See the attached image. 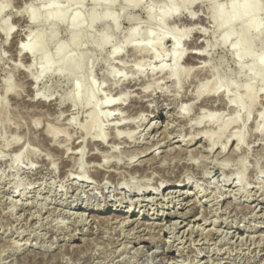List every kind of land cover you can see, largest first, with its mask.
Wrapping results in <instances>:
<instances>
[{
	"label": "rangeland",
	"instance_id": "obj_1",
	"mask_svg": "<svg viewBox=\"0 0 264 264\" xmlns=\"http://www.w3.org/2000/svg\"><path fill=\"white\" fill-rule=\"evenodd\" d=\"M81 1L78 6L67 0H0V264H264V131L256 132L264 126L259 118L264 114V66L256 64L260 58L264 62L260 36L241 39L247 19L238 15L223 22L231 14L227 8L216 20L215 7L234 0H173L180 12L162 27L151 19L164 13L165 0H138L130 7L124 0ZM259 2L250 20L260 22L264 35V0ZM77 8L82 28L48 18L57 10L68 15ZM33 9L35 20L28 22ZM92 13L98 16L93 22ZM104 13L116 19L105 20ZM217 22H223V31L233 32L228 43L221 40ZM134 27L138 49L128 43ZM184 30L189 32L181 35L177 50L172 40H159L164 32ZM75 32L78 44L73 45ZM103 32L109 35L105 44ZM25 39L35 45L33 60L16 49ZM238 40L251 57L233 56ZM199 43L206 56L188 62ZM54 52L58 58L50 66L48 56ZM177 52L181 57L176 62ZM175 71L177 76L169 74ZM90 81L95 94L86 93ZM117 132L123 134L114 139ZM99 134L106 138L105 147L97 146ZM207 136L215 140L213 150ZM78 141L80 146L83 141L82 150ZM220 146H226L222 153ZM88 153L99 154V160ZM144 159L149 162L143 172L131 168ZM174 175L187 179L174 189L190 194L169 193L174 189L165 188L166 179ZM144 184L154 192L156 187L158 194H143ZM130 185L140 192L129 191ZM104 207L109 211L101 213ZM189 209L185 217L171 218L179 224L172 228L178 237L172 230L148 232L135 225V220L166 223V213ZM118 212L123 214L109 225L92 218H112Z\"/></svg>",
	"mask_w": 264,
	"mask_h": 264
},
{
	"label": "bare ground",
	"instance_id": "obj_2",
	"mask_svg": "<svg viewBox=\"0 0 264 264\" xmlns=\"http://www.w3.org/2000/svg\"><path fill=\"white\" fill-rule=\"evenodd\" d=\"M29 1V0H28ZM96 3H100V2H105L106 0H94ZM111 1V3H117L119 0H110ZM241 0H234L233 2H229L230 4H228V5H225V3L223 4V6L221 7V6H216L215 7V11H216V20L218 21L219 20V18L220 17H222V15H223V10H224V8H227V9H229L230 11H231V14L230 15H228V16H226L225 18H223L222 17V19H223V22H225V21H231V20H233V19H235V17H237L238 15H241V16H244V17H246V21H247V23L246 24H244V25H242V27H241V31H240V33H239V37L241 38V39H243V38H246L247 37V35H252L253 37L255 36V35H258V36H260V44L262 45V49H264V35H261L262 33L261 32H259V27H260V22L257 20V19H253L252 21L250 20L251 19V17L259 10V0H250V2H247V3H245V4H243V5H240L239 4V2H240ZM67 2L68 3H70V2H75V4H77L78 6H80V4H81V0H67ZM138 2V0H124V3H125V5L126 6H128V7H130V6H134L136 3ZM165 3H166V9H165V11H164V13H162V14H160L159 16H156V17H154V18H152L151 19V21L153 22V24H155L156 26H159V27H162V24H163V21L166 19V18H169L171 15H174V14H177L178 12H180L179 11V9L178 8H176V7H174L173 6V0H165ZM26 4H28V2L26 3ZM49 5L50 6H53V2H51V3H49ZM26 8H27V5H24ZM126 6H124V7H126ZM23 8V7H22ZM52 9H53V7H51ZM31 9V8H30ZM53 10H55V9H53ZM151 10H152V7H151V9L148 7L147 8V11L150 13L151 12ZM23 11L25 12V9L23 8ZM22 11V12H23ZM185 11L186 10H184L183 12L185 13ZM193 13H191V14H187V12H186V15L188 16L187 18H192V17H194L193 15H192ZM104 16H103V19H109V18H114V19H116V17L115 16H113L112 14H110V13H104L103 14ZM196 16V15H195ZM35 10L33 9V10H31V11H29L28 12V16L26 17L27 18V21L28 22H33L34 20H35ZM24 18V17H23ZM48 18H62V19H64V20H67V22L71 25V26H73V27H80V28H82V25L83 24H81V22H82V17H81V14H80V10H79V8H77L75 11H73L71 14H68V15H65L63 12H61L60 10H57V13L56 14H51V15H49L48 16ZM98 18V16L95 14V13H92V15L90 16V20H91V22H93V21H95L96 19ZM193 19V18H192ZM187 22V21H186ZM192 22V21H191ZM191 22H187V23H189L190 25H191ZM223 22L222 23H220V22H217V25H219L218 26V28H219V31L221 32V40L223 41V42H225V43H228L230 40H231V38L233 37V32H230V31H227V32H225V31H223L222 30V25H223ZM193 23V22H192ZM194 24V23H193ZM193 24H192V26L189 28V31H191L190 29H192V30H194L192 27H193ZM194 25H196V24H194ZM187 26H189V25H187ZM186 26V27H187ZM185 27V29H187ZM195 28V27H194ZM74 29V28H73ZM197 29V28H196ZM12 30V29H11ZM136 30H137V28H132L131 30H130V32H129V37H130V40H129V44H131V46L134 48V49H138L139 48V46H140V43H138V42H135L134 40H132V38L134 37V35H135V33H136ZM74 31H76L75 29H74ZM188 30H184V34L183 33H179V32H177V31H174V32H164L163 34H162V38H160L159 40L160 41H162V40H165V39H169V40H172V42H173V44H174V48L177 50V48H178V46H179V42H180V39H181V35H185V33H187V32H189ZM77 32V31H76ZM75 32V34L72 36V43H73V45H76V44H78V39H77V36H76V33ZM197 32V31H196ZM199 33H203V32H200V31H198ZM148 39L150 40V41H153L154 42V40H155V36H154V34L152 35V33L151 32H148ZM199 35V34H198ZM4 36V35H3ZM108 38H109V35H108V33L107 34H105L104 32H103V38H102V43H107V41H108ZM239 38V39H240ZM23 39V38H22ZM199 41V40H198ZM192 43H194V42H192ZM200 44V43H199ZM190 45V44H189ZM193 45V44H192ZM192 45H191V47H192ZM233 46V45H232ZM234 48H233V51H232V54H233V56H235V57H242V56H244V55H246V56H249V57H251L252 56V51H250V50H248L247 49V47L242 43V41H240V40H238L235 44H234V46H233ZM14 48V47H13ZM16 49H17V51L21 54L22 52H25V54H23V58H26V57H29L30 56V58L33 60L34 58H35V56H36V48H35V45L34 44H32V42H31V40H29V39H25V40H23V41H18V44H17V46H16ZM206 49L204 48V46L203 45H197V44H194V46H193V48H192V50L190 51V53H189V55H188V57H187V61L188 62H194V61H198V59L197 58H203V57H205L206 56V51H205ZM115 52V51H114ZM261 52H263V50L261 51ZM116 53V52H115ZM20 57V56H19ZM181 57V55H179L178 54V52L176 53V55L174 56V59H175V61L177 62L178 60H179V58ZM22 58V59H23ZM58 58V56H57V54L54 52V53H51L50 54V56H48V60H47V64H50V66H51V64L52 63H54V60H56ZM31 59H30V61H31ZM24 60V59H23ZM25 61V60H24ZM27 61V60H26ZM199 62V61H198ZM197 62V63H198ZM90 64H91V62H89ZM89 63H88V66H89V68H90V65H89ZM196 63V64H197ZM63 64H65V66L67 67V63H63ZM87 64V63H86ZM190 64V63H189ZM191 64H193V63H191ZM194 64H195V62H194ZM257 66L258 67H260V68H263V66H264V62H263V60H262V58H260L258 61H257ZM162 70V69H161ZM169 74H171V76H177V72L175 71V72H173V73H169ZM29 81H31V80H29ZM246 85L247 86H250V83H246ZM95 86L93 85V83L90 81L89 82V84H88V87L86 88V93H88V94H91V93H96V88H94ZM140 88V87H139ZM249 89H251V88H249ZM141 90V89H140ZM7 91H9L8 89H6V92ZM248 95H249V97H250V99H252V100H256V98L254 99V97H253V92L251 91V90H248ZM78 98V97H77ZM116 99V98H115ZM136 99V98H135ZM121 100V99H120ZM138 100V99H137ZM112 101V100H111ZM115 101V100H114ZM204 101V100H203ZM231 101H233V100H231ZM231 101H229L230 103H232ZM108 103H109V101H107ZM113 102V101H112ZM205 102H207L208 103V100L207 101H204V102H201V103H205ZM227 102V101H226ZM229 102H228V104H229ZM111 103V102H110ZM109 103V104H110ZM164 103V102H163ZM191 103V102H190ZM108 104V105H109ZM121 104V103H120ZM209 104V103H208ZM227 104V105H228ZM233 104V103H232ZM231 104V105H232ZM41 105H43V104H41ZM115 106H116V104H114ZM122 105V104H121ZM204 105V104H203ZM113 106V105H112ZM117 106H118V104H117ZM116 106V107H117ZM150 106V105H149ZM206 106H208V105H206ZM209 106H210V104H209ZM211 106H213V105H211ZM234 106V105H233ZM217 107V106H216ZM112 108V107H111ZM110 108V109H111ZM215 108V107H214ZM213 108V109H214ZM220 108V107H219ZM221 109V108H220ZM219 109V110H220ZM115 110V109H114ZM215 110H217V109H215ZM214 110V111H215ZM95 111V110H94ZM94 111H93V113L91 114V116H94L95 114H94ZM112 111V110H111ZM135 111V110H134ZM200 111V110H199ZM107 112V111H106ZM110 112V111H109ZM114 112V111H113ZM141 112V111H140ZM115 113H117V112H115ZM119 113V112H118ZM136 113V112H135ZM215 113V112H214ZM111 114V113H110ZM110 114H108L107 113V115H110ZM120 114V113H119ZM136 115V114H135ZM138 115V114H137ZM61 116V115H60ZM118 116V115H117ZM132 116V115H131ZM130 116V117H131ZM119 117V116H118ZM133 117V116H132ZM138 117V116H137ZM172 117H174L173 115H172ZM109 118V117H108ZM127 118V117H126ZM260 119H262V121H263V123H264V114H261L260 115V117H259ZM114 119V118H113ZM123 119V118H122ZM137 119V118H136ZM142 119V118H141ZM193 119V118H192ZM201 119H203V118H201ZM115 120V119H114ZM124 120V119H123ZM129 120V119H128ZM130 120H131V118H130ZM177 120V119H176ZM126 121V120H125ZM191 121V120H190ZM115 122V121H114ZM123 122V121H122ZM117 123V122H116ZM127 123V122H126ZM157 123V122H156ZM128 124H129V122H128ZM128 124H126V126L128 125ZM115 125V124H114ZM113 125V126H114ZM131 125V124H130ZM124 126V125H123ZM122 126V127H123ZM172 126V125H171ZM137 127V126H136ZM166 127V126H165ZM256 128V127H255ZM113 129V128H112ZM118 129V128H117ZM136 129V128H135ZM257 129L259 130V131H256V132H262V131H264V126H257ZM57 131V130H56ZM88 131V130H87ZM116 131H118V130H116V128H115V132ZM135 131V130H134ZM202 131H204L205 132V130H202ZM207 131H208V129H207ZM50 132V131H49ZM52 133H53V137L57 134L56 132H55V129L53 130V131H51ZM113 132H114V129H113ZM124 132V131H123ZM125 132H128V131H125ZM201 132V131H200ZM196 133V132H195ZM117 134V136H115L114 135V139H115V137L117 138V137H120V136H122V134H121V132L120 133H116ZM130 134V133H129ZM189 134V133H188ZM261 134V133H260ZM44 135V134H43ZM46 135H48V134H46ZM131 135V134H130ZM234 135V134H233ZM129 136V135H128ZM127 135H126V137H128ZM171 136V135H170ZM203 136V135H202ZM232 136V135H231ZM263 136V135H262ZM48 137H49V135H48ZM51 137V136H50ZM124 137H125V135H124ZM132 137V136H131ZM155 137V136H154ZM208 138V141H210L211 143H210V147H211V149L212 148H214V146H215V140H213L212 139V136H207ZM239 137V138H238ZM38 138V137H37ZM56 137H54L53 139H55ZM192 138H194V135H193V137H191L189 140L190 141H192ZM229 138V137H228ZM51 139V138H50ZM96 139V138H95ZM105 137L104 136H102V135H100L99 134V137L97 136V146L98 147H100L101 145H103V143L105 142ZM207 139H206V141H207ZM237 139L239 140V139H241V137L240 136H237ZM48 140V139H47ZM78 140V139H77ZM111 140H113V138L111 139ZM130 140V139H129ZM229 140V139H228ZM227 140V143L229 142ZM251 140V139H250ZM241 141V140H240ZM36 142V141H35ZM50 142V141H49ZM75 142L76 141H73V143L75 144ZM111 142H113V141H111ZM122 142V141H121ZM225 142V141H224ZM81 143V146H82V144H83V141L82 142H80ZM227 143H226V145H227ZM53 144H54V142H53ZM74 144H72V146L74 145ZM78 144H79V141H78ZM123 144V143H122ZM148 144V143H147ZM20 145V144H19ZM91 145H93V144H91ZM116 145V144H115ZM222 145H224V144H222ZM245 145V144H244ZM58 147H59V145H57ZM81 146H80V144H79V147H80V149H81ZM104 146V145H103ZM105 146H106V144H105ZM104 146V147H105ZM109 146V145H108ZM19 148L21 147V146H18ZM17 147V148H18ZM49 147V146H48ZM79 147H75V149L77 150H79ZM103 147V148H104ZM221 147V151H220V153H222V152H224L225 151V149H226V146L225 147H223V146H220ZM236 147V146H235ZM16 148V149H17ZM22 148V147H21ZM24 148V147H23ZM54 148V147H53ZM67 148V147H66ZM69 148V147H68ZM83 148V147H82ZM101 148V147H100ZM143 148V147H142ZM153 148V147H152ZM55 150L57 149L56 147L54 148ZM70 149V148H69ZM147 149H149L148 147H147ZM61 150H64V151H66L64 148L63 149H61ZM75 150V151H76ZM82 150V149H81ZM127 150V149H126ZM137 150V149H136ZM150 150V149H149ZM186 150V149H185ZM213 150V149H212ZM21 151H22V149H21ZM68 151V150H67ZM66 151V152H67ZM125 151V150H124ZM180 151V150H179ZM187 151V150H186ZM192 151H193V149H192ZM196 151V150H195ZM18 152H20V149H19V151ZM57 152H59V151H57ZM78 152V151H77ZM85 152V151H84ZM122 152V151H121ZM128 152V151H127ZM126 152V153H127ZM129 152H131V151H129ZM168 152V151H167ZM188 152V151H187ZM235 152V151H234ZM63 153V152H62ZM65 153V152H64ZM63 153V154H64ZM73 153H76V152H73ZM92 153V152H91ZM97 153H98V150H97ZM95 154V155H91V154H89L88 153V156H92L93 158H94V160H96V159H98L99 160V154ZM100 153V152H99ZM124 153V152H123ZM166 153V152H165ZM77 154H79V153H77ZM93 154V153H92ZM103 154V153H102ZM108 154V153H107ZM119 154V153H118ZM136 154H138L137 153V151H136ZM192 154H193V152H192ZM219 154V153H218ZM234 154V153H233ZM87 155V154H86ZM105 155V154H104ZM171 155V154H170ZM221 155V154H220ZM103 156V155H102ZM113 156H115V155H113ZM112 156V157H113ZM118 156V155H117ZM131 156V158H132V156L133 155H130ZM105 157H108V156H104V158ZM152 157V156H151ZM156 157V156H155ZM154 157V158H155ZM176 157V156H175ZM179 157V156H178ZM230 157V156H229ZM232 157V156H231ZM91 158V157H90ZM100 158H102V157H100ZM135 158V157H134ZM157 158V157H156ZM172 158V157H171ZM174 158V157H173ZM65 159V158H64ZM71 159V158H70ZM149 159H151V158H149ZM149 159H147L148 160V162H149ZM176 159V158H175ZM179 159V158H178ZM80 160V159H79ZM88 160H91V159H89V157H88ZM101 160V159H100ZM147 160H140V164L138 163L137 165H134V166H131V168L132 169H135V171L136 170H142V172H143V167L147 164ZM154 160V159H153ZM213 160V159H212ZM78 161V160H77ZM97 161V160H96ZM102 161V160H101ZM104 161H105V159H104ZM151 161V160H150ZM181 161V160H180ZM182 161H184V160H182ZM190 161V160H189ZM65 162L67 163V160H65ZM92 162V161H91ZM118 162V161H117ZM154 162V161H153ZM192 162V161H191ZM64 163V162H63ZM66 163H64V164H66ZM74 163V162H73ZM77 163V162H76ZM90 163V162H89ZM98 163H99V161H98ZM104 163V162H103ZM102 163V164H103ZM136 163V162H135ZM142 163H143V165H142ZM194 163V162H193ZM97 164V163H96ZM96 164H94V165H96ZM108 165H110L109 163H107ZM115 164V163H114ZM117 164V163H116ZM149 164V163H148ZM158 164V163H157ZM216 164H217V162H216ZM73 165H76V164H73ZM73 165H72V167H73ZM80 165V164H79ZM98 165V164H97ZM100 165V164H99ZM118 165V164H117ZM126 165V164H125ZM154 165V164H153ZM178 165V164H177ZM218 165V164H217ZM71 166V165H70ZM114 166V165H113ZM148 166H151V165H147V167ZM175 166H176V164H175ZM216 166V165H215ZM225 166V165H224ZM63 167H65V166H63ZM62 167V168H63ZM75 167V166H74ZM94 167H96V166H94ZM99 167V166H98ZM122 167H124V165L122 166ZM126 167V166H125ZM146 167V166H145ZM153 167V166H152ZM157 167V166H156ZM155 167V168H156ZM158 167H159V165H158ZM184 167V166H183ZM189 167V166H188ZM228 167V166H227ZM78 168V167H77ZM103 168V167H102ZM108 168H110V167H108ZM107 168V169H108ZM113 168H115V169H117L116 167H113ZM119 168V167H118ZM127 168H129L128 166H127ZM221 168V167H220ZM223 168V167H222ZM79 169V168H78ZM110 169H112V168H110ZM149 169H151V168H149ZM149 169H144V170H149ZM163 168H161V170H162ZM169 169V168H168ZM185 169V168H184ZM64 170V169H63ZM68 170V171H67ZM66 171H67V173L69 172V169H67ZM71 170L73 171V168H71ZM95 170H98V173L99 172H101V170L102 169H95ZM106 170V169H105ZM114 170V169H113ZM127 170H129V169H127ZM155 169H153V170H151V171H154ZM160 170V169H159ZM225 170H226V168H225ZM134 171V172H135ZM139 171V172H140ZM182 171V170H181ZM79 172V171H78ZM115 172V171H114ZM121 172V171H120ZM128 172V171H127ZM131 172V171H130ZM145 172V171H144ZM156 172V171H155ZM208 172V171H207ZM70 173V172H69ZM79 173H81L82 174V172H79ZM78 173V174H79ZM94 175H95V173H97L96 171H95V173L94 172H92ZM103 173V172H102ZM106 173V172H105ZM108 173V172H107ZM106 173V174H107ZM116 173V172H115ZM147 173V172H146ZM149 173V172H148ZM185 173V172H184ZM65 174V173H64ZM73 174H74V172H73ZM85 174V173H84ZM114 174V173H113ZM143 175H145V173H142ZM208 174V173H207ZM210 174V173H209ZM63 175V174H62ZM66 175V174H65ZM64 175V176H65ZM69 175V174H68ZM67 175V177H70V176H68ZM80 175V174H79ZM90 175V174H89ZM100 175V174H99ZM121 175V174H120ZM136 175V174H135ZM148 174H146V176H147ZM153 175V174H152ZM183 175V174H182ZM185 175V174H184ZM81 176V175H80ZM93 176V175H92ZM104 176V175H103ZM109 176H113L112 174L110 175V173H109ZM116 177H117V175H115ZM114 176V177H115ZM141 176V175H140ZM171 176V175H170ZM95 177V176H94ZM142 177V176H141ZM74 178H77V176L75 175V177ZM96 178V177H95ZM103 178V177H102ZM109 178V177H108ZM119 178V177H118ZM117 178V179H118ZM143 178V177H142ZM149 178V177H148ZM110 179V178H109ZM131 179V178H130ZM129 179V180H130ZM241 179V178H240ZM69 180V179H68ZM82 181L84 180V178H82L81 179ZM99 180V179H98ZM112 180H113V178H112ZM114 180H116V178H114ZM122 180V179H121ZM128 180V181H129ZM156 180V179H155ZM167 183H166V185H165V188H178V187H180V185H181V182H184L185 183V181L187 180H185V179H183L181 176L180 177H177V175H176V177H175V175L174 176H172V177H168L167 179ZM205 180V179H204ZM88 181V180H87ZM118 181V180H117ZM131 181V180H130ZM133 181V180H132ZM158 181V180H157ZM156 181V182H157ZM228 181V180H227ZM226 181V182H227ZM241 181H243L242 179H241ZM149 182V181H148ZM147 182V183H148ZM160 182V181H159ZM112 183V182H111ZM120 183H122V182H120ZM153 183H155V182H153ZM233 183V182H232ZM149 184V183H148ZM148 184H147V186H146V189L145 188H143V190H142V193L143 194H146V193H157L158 194V191L156 190V187L154 188L155 189V191L156 192H154V190H153V188L152 189H149L150 188V185H149V187H148ZM99 185V184H98ZM141 185V184H140ZM156 185L158 186V189L160 188V185H158V182L156 183ZM169 185V186H168ZM186 185V184H185ZM135 186L136 185H133L132 187H131V185L129 186V191L130 190H132V192H140V189H135ZM125 187V186H124ZM124 187H122V188H124ZM137 187V186H136ZM118 188V187H117ZM139 188H141L140 186H139ZM142 189V188H141ZM153 190V191H152ZM199 190V189H198ZM137 192V193H138ZM169 193H179V195H183V194H185V193H188V194H190V192L189 191H182L181 192V189H174V190H172V191H170ZM119 194V193H118ZM168 194V193H167ZM179 195H177V196H179ZM105 197V196H104ZM165 197V196H164ZM175 197V196H174ZM122 198V197H121ZM120 198V199H121ZM148 198V197H147ZM146 199V198H145ZM172 199V198H171ZM218 199V198H217ZM152 200V199H151ZM160 200V199H159ZM138 201V200H137ZM153 201V200H152ZM169 201H171V200H169ZM174 201H175V198H174ZM212 201V200H211ZM143 203V202H142ZM195 203V202H194ZM43 204V203H42ZM185 205V204H184ZM147 206V205H146ZM183 206V205H182ZM248 206V205H247ZM109 208V207H108ZM250 209V208H249ZM107 211H109V209H107V207L105 208H102V210H101V213H106ZM110 211H112L111 209H110ZM114 211V210H113ZM189 211H192V209H189V210H185V212L184 213H178L176 210H175V212H172V211H170V212H168V213H166V218L168 217L169 218V220H167V222L166 223H157L156 221H153V222H151V223H147L146 221H137V220H135L136 222H137V224H135L137 227L138 226H145V228L143 229V231H145V230H147L148 232H154V229L155 228H159L157 231H158V233H160L161 231H170V230H172L171 232H172V234H173V237L174 236H176L175 235V229H172V228H177L178 226H179V224L177 223V221H172V216H180V217H185L188 213H189ZM212 211V210H211ZM237 211V210H236ZM115 212V211H114ZM117 213V212H116ZM114 214L113 215V217L111 218L110 217V215L109 216H99V215H96L95 214V216L94 215H92L93 217V219L95 220V222L96 221H98V220H100L98 223H102V222H106L107 223V225H109V223L112 221V219H119V217L121 216V214H123V213H119L120 215H117V214ZM211 213V212H210ZM213 213V212H212ZM163 214H164V212H163ZM208 215V212H207V214H203V218L205 219L206 218V216ZM111 216H112V214H111ZM97 217H99L100 219H98V220H96L95 218H97ZM235 218V217H234ZM87 219V218H86ZM114 219V220H115ZM124 219V218H123ZM126 219V218H125ZM137 219V218H136ZM186 219H187V217H186ZM197 219H199V218H194V221H196L197 222ZM160 220H162V219H160ZM201 220H202V218H201ZM207 220V219H206ZM85 221V220H84ZM117 221V220H116ZM119 222L120 221H122V219L121 220H118ZM125 221V220H124ZM124 221H122V222H124ZM128 221V223L130 222V220H127ZM133 222V221H132ZM190 222H191V220H190ZM89 223V222H88ZM189 223V222H188ZM187 223V224H188ZM211 223V222H210ZM103 224V223H102ZM167 224H169V226L167 225ZM196 224H199V223H196ZM195 224V225H196ZM195 225H193L190 229H191V231L190 232H192L193 230H194V227H195ZM99 226V225H98ZM101 226V225H100ZM104 227V226H103ZM119 227V226H118ZM100 228V227H99ZM205 228V227H204ZM132 229H135V226H134V228H132ZM196 229H199V230H201V228L199 227V225H197L196 226ZM121 230V229H120ZM153 230V231H152ZM205 230V229H204ZM77 231V230H76ZM87 231V230H86ZM131 231V230H130ZM166 231V232H167ZM201 231H203V229L201 230ZM211 231V230H210ZM216 231H218V230H216ZM122 232V231H121ZM132 232V231H131ZM119 233V232H118ZM185 233V230L183 231V234ZM217 233H219V231L217 232ZM190 234H192L193 235V233H190ZM208 234V233H207ZM211 234V233H210ZM209 234V235H210ZM160 235V234H159ZM192 235H190V236H192ZM249 235V234H248ZM264 235V234H263ZM131 236V235H130ZM129 235L127 236L128 238H132V240H134L133 239V235L130 237ZM138 236V235H137ZM154 236V235H153ZM157 236V235H156ZM202 236H204V235H202ZM208 236V235H207ZM125 237V236H124ZM139 237H141V235L139 236ZM176 237H178V236H176ZM212 237V236H211ZM240 237V236H239ZM260 237H262V236H260ZM151 238H152V236H151ZM255 237H253V239H254ZM88 239V238H87ZM190 239H192V238H190ZM206 239V238H205ZM243 239V238H242ZM27 240V239H26ZM85 240V239H84ZM154 240V239H153ZM163 240H165V239H161V237H160V240L159 241H163ZM251 240V239H250ZM257 240V239H256ZM191 241V240H190ZM262 241H263V239H262ZM126 245V244H125ZM259 245V244H258ZM174 246V245H173ZM191 247V246H190ZM100 249V248H99ZM119 249V248H118ZM69 250H70V248H69ZM73 250V249H72ZM75 250V249H74ZM119 251V250H118ZM191 251V250H190ZM218 251V250H217ZM200 254V253H199ZM250 254V253H249ZM35 256V255H34ZM33 256V257H34ZM132 258V257H131ZM212 258V257H211ZM55 261V260H54ZM194 264V263H193ZM202 264H204V263H202Z\"/></svg>",
	"mask_w": 264,
	"mask_h": 264
}]
</instances>
